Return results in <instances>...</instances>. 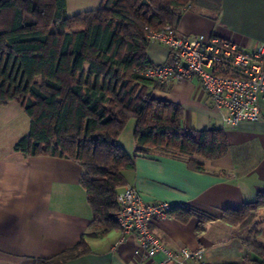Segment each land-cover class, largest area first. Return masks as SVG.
<instances>
[{
	"label": "trees",
	"instance_id": "trees-1",
	"mask_svg": "<svg viewBox=\"0 0 264 264\" xmlns=\"http://www.w3.org/2000/svg\"><path fill=\"white\" fill-rule=\"evenodd\" d=\"M65 0H0V106L17 103L29 118L27 134L13 149L27 156H54L80 163V184L92 218L87 236L118 229L117 195L122 172L133 158L117 139L130 118L138 153L188 157L202 171L203 159L224 156L228 143L220 129L183 128L182 107L153 96L162 83L143 72L149 30H159L186 10L219 11L221 0H101L95 9L67 15ZM264 207V192L240 209H225L222 220L240 231L244 260L264 264V228L254 224ZM198 213L175 205L170 216L187 222ZM89 252L81 237L57 255L37 264H62ZM224 264H243L224 263Z\"/></svg>",
	"mask_w": 264,
	"mask_h": 264
},
{
	"label": "crops",
	"instance_id": "crops-1",
	"mask_svg": "<svg viewBox=\"0 0 264 264\" xmlns=\"http://www.w3.org/2000/svg\"><path fill=\"white\" fill-rule=\"evenodd\" d=\"M65 1L69 16L95 9L101 2ZM173 26L182 34L221 36L249 51L264 43V0H221L219 11L186 10ZM146 51L153 64L169 61L164 44L149 41ZM149 91L182 107L183 128L222 130L228 149L217 159L196 156L203 162L202 171L190 167L186 156L138 153L133 141L135 119L130 118L117 143L133 158L134 167L122 172L124 185L119 192L128 185L148 201L194 209L198 214L187 222L169 216L155 220L151 230L173 249L202 248L203 260L195 264L241 262L247 252L240 239L243 231L224 222L222 215L225 209H240L264 192V95L259 98V119L230 126L194 76L169 80ZM14 103L0 106V129L15 117L23 120L24 111ZM23 135L0 143V264H37L38 259L74 246L83 236L89 252L62 264H158L157 259L136 253L134 234L122 237L119 229H113L87 236L92 212L80 184V163L17 152L13 147ZM254 224L264 228V207L256 213Z\"/></svg>",
	"mask_w": 264,
	"mask_h": 264
},
{
	"label": "built area",
	"instance_id": "built-area-1",
	"mask_svg": "<svg viewBox=\"0 0 264 264\" xmlns=\"http://www.w3.org/2000/svg\"><path fill=\"white\" fill-rule=\"evenodd\" d=\"M148 36L150 41L167 47L169 61L146 68V77L165 83L194 76L222 112L225 124L236 126L241 121L259 119V98L264 95V43L248 51L224 37L182 34L169 24L149 30ZM117 201L118 229L122 237L135 235L136 253L157 259L158 264H195L203 260L202 248L173 249L152 232L151 224L169 217L175 208L173 203L148 201L128 185L118 193Z\"/></svg>",
	"mask_w": 264,
	"mask_h": 264
},
{
	"label": "rangeland",
	"instance_id": "rangeland-1",
	"mask_svg": "<svg viewBox=\"0 0 264 264\" xmlns=\"http://www.w3.org/2000/svg\"><path fill=\"white\" fill-rule=\"evenodd\" d=\"M15 105L18 104L16 103ZM23 117H24L23 120H21L20 117H15L14 121L11 120V123H8L6 127L0 129V143L8 144L15 136H18L19 134L25 135L28 132L29 118L26 116L25 113L23 114ZM245 236H246V231H243L240 239L243 240ZM257 240L264 242V239H262L261 237H258ZM241 263L251 264V261L242 259Z\"/></svg>",
	"mask_w": 264,
	"mask_h": 264
},
{
	"label": "water",
	"instance_id": "water-1",
	"mask_svg": "<svg viewBox=\"0 0 264 264\" xmlns=\"http://www.w3.org/2000/svg\"><path fill=\"white\" fill-rule=\"evenodd\" d=\"M184 66H186V64H184Z\"/></svg>",
	"mask_w": 264,
	"mask_h": 264
}]
</instances>
